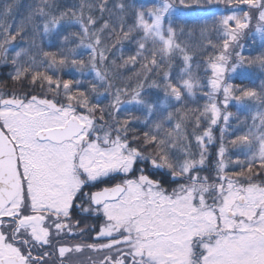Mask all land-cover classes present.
Wrapping results in <instances>:
<instances>
[{
    "label": "snow or ice",
    "instance_id": "obj_1",
    "mask_svg": "<svg viewBox=\"0 0 264 264\" xmlns=\"http://www.w3.org/2000/svg\"><path fill=\"white\" fill-rule=\"evenodd\" d=\"M254 68L264 0H3L0 264H264Z\"/></svg>",
    "mask_w": 264,
    "mask_h": 264
},
{
    "label": "trees",
    "instance_id": "obj_2",
    "mask_svg": "<svg viewBox=\"0 0 264 264\" xmlns=\"http://www.w3.org/2000/svg\"><path fill=\"white\" fill-rule=\"evenodd\" d=\"M19 2H20V5H21V11H23V9L29 3H31L32 0H19ZM141 2L148 3L149 0H141ZM0 3H3V0H0ZM218 8H219L220 11H223L224 10V5H219ZM188 15L192 16V17L198 16L201 23L204 22V21H207L209 23V26L211 25L212 17L209 16V15H205L202 12H198L196 10H193ZM189 23L191 24V21H189ZM210 35H212V34L210 33ZM213 38H214V36H213ZM192 39H193L194 43L199 41V33H198V31H197L196 36L193 37ZM259 51H260L259 42H257V45L252 46V48H246L245 55H249V54L257 55ZM197 59H199V57H197ZM250 73L251 74H250V76H248V78L241 79L239 77H233L231 82L235 83V84H240V85H243V86H259L261 81L264 80V73H261L258 68L251 69ZM228 110L232 111V112H236V108L233 105H230ZM233 124H235V121H233ZM216 134L217 135L219 134L218 130H217Z\"/></svg>",
    "mask_w": 264,
    "mask_h": 264
}]
</instances>
